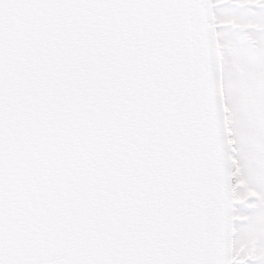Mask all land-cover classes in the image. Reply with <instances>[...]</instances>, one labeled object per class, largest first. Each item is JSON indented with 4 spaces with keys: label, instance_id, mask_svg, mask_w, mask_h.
<instances>
[{
    "label": "snow or ice",
    "instance_id": "obj_1",
    "mask_svg": "<svg viewBox=\"0 0 264 264\" xmlns=\"http://www.w3.org/2000/svg\"><path fill=\"white\" fill-rule=\"evenodd\" d=\"M0 264H264V0H0Z\"/></svg>",
    "mask_w": 264,
    "mask_h": 264
}]
</instances>
